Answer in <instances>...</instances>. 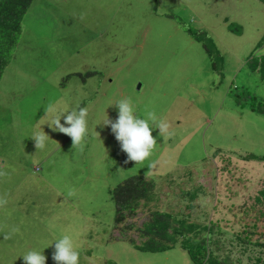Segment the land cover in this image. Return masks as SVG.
Returning a JSON list of instances; mask_svg holds the SVG:
<instances>
[{"label": "rangeland", "instance_id": "rangeland-1", "mask_svg": "<svg viewBox=\"0 0 264 264\" xmlns=\"http://www.w3.org/2000/svg\"><path fill=\"white\" fill-rule=\"evenodd\" d=\"M197 35L211 39L214 57ZM263 35L260 0H32L0 78V264H24L20 255L43 247L55 264L54 240L65 234L79 264H194L179 243L135 248L116 227L112 190L133 175L154 181V200L128 219L136 226L150 209L205 224L229 217L224 204L255 201L264 161L248 156L264 155V114L235 96L264 102V81L247 64L264 55ZM125 97L168 124L153 129L152 154L139 163L101 123ZM49 105L57 114L87 106L85 140L72 146L53 131ZM43 131L50 138L36 148L32 135ZM214 238L220 257L264 264V250L231 230Z\"/></svg>", "mask_w": 264, "mask_h": 264}, {"label": "trees", "instance_id": "trees-1", "mask_svg": "<svg viewBox=\"0 0 264 264\" xmlns=\"http://www.w3.org/2000/svg\"><path fill=\"white\" fill-rule=\"evenodd\" d=\"M264 4V0H260ZM32 0H0V78L3 69L9 63L11 52L17 44L21 20ZM209 57L217 53L211 39L204 36H196ZM264 41L262 36L259 45ZM249 68L256 71L264 81V55L252 54L247 59ZM248 99V100H247ZM251 97L236 95L238 103L248 105L254 111L264 114V102H253ZM244 101V102H242ZM264 161V155H250ZM225 168H229V160L222 159ZM231 181L235 179L245 182L240 175L235 176L230 172ZM154 181L140 175H133L117 184L112 190L115 203V223L118 231L128 239L135 248L149 251H161L171 248L179 243L187 252L189 259L194 264H238L228 257H220L216 253L218 241L215 233L224 234L231 230L235 237L245 246H252L264 250V190H260L255 196V201L242 205H223L224 211L229 217L218 220L211 218L208 223L201 224L188 221L186 218H175L169 212L158 209L149 210L147 218L136 226L128 220L135 217L140 208L141 201H153ZM195 196V195H194ZM135 230L141 238L137 242L128 232ZM108 264H116L107 261Z\"/></svg>", "mask_w": 264, "mask_h": 264}, {"label": "clouds", "instance_id": "clouds-1", "mask_svg": "<svg viewBox=\"0 0 264 264\" xmlns=\"http://www.w3.org/2000/svg\"><path fill=\"white\" fill-rule=\"evenodd\" d=\"M113 105L117 109V116L114 119H109L107 116L101 123L110 126V131L114 134L116 141L119 142L121 151L126 153L127 161L135 163L145 161L152 154L157 141V138L152 135L153 129H159V133H165L168 131V124L162 120L157 122V118L150 111L146 114L139 113L130 98H121ZM57 112L58 110L54 105H49L45 109L46 115L51 113L48 122L53 131L70 136L72 146H76L85 140L89 135L87 106L77 105L67 110H59V114ZM61 117H63L64 123L60 122ZM150 121L157 122L156 126H150ZM32 138H34L36 148H43L50 137L43 131L42 133H34ZM2 174L0 173V175ZM2 202L0 201V203ZM147 203L142 200L140 208H145ZM12 231H18V229L13 228ZM4 238H8V234H5ZM54 241L51 259L55 264H79L80 253L74 246L70 235H62ZM52 244L53 242L49 245ZM44 248H30L19 257L23 258L24 264H46L47 257L43 253Z\"/></svg>", "mask_w": 264, "mask_h": 264}, {"label": "bare ground", "instance_id": "bare-ground-1", "mask_svg": "<svg viewBox=\"0 0 264 264\" xmlns=\"http://www.w3.org/2000/svg\"><path fill=\"white\" fill-rule=\"evenodd\" d=\"M102 80V79H101ZM100 81V80H99Z\"/></svg>", "mask_w": 264, "mask_h": 264}]
</instances>
